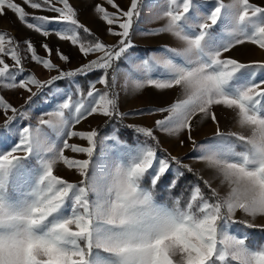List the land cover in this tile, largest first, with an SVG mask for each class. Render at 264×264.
<instances>
[{
    "label": "snow or ice",
    "instance_id": "obj_1",
    "mask_svg": "<svg viewBox=\"0 0 264 264\" xmlns=\"http://www.w3.org/2000/svg\"><path fill=\"white\" fill-rule=\"evenodd\" d=\"M207 2L170 0L172 6L163 13L166 25L155 30L172 33L182 45L164 46L167 58L152 57L164 65L167 75L148 78L146 83L161 90L180 87L184 98L168 107L122 112L115 73L136 47L133 30L141 17L142 0H128L125 6L107 0L112 11L92 5L116 37L114 44L90 32L70 0H0V16L11 11L28 29L70 41L85 57L96 56L65 70L51 58L38 55L32 41L26 40L31 60L56 72L40 79L26 72L17 40L0 32V87L28 93L20 106L0 95V116L4 117L0 146L10 141L7 149L0 147V264H264V240H254L251 231L264 232V59L242 60L232 55L249 44L264 50V5L252 0H214L206 13L199 14V7ZM26 6L55 15H30ZM81 30L92 37L87 44L82 42ZM42 47L49 57L55 52L63 62L71 63L70 56L59 49L47 43ZM8 57L11 65L6 62ZM97 73V79L89 81L87 106L84 100L74 101L68 95L57 110L39 118L41 126L63 134L62 145H47L40 127L20 124L30 119L32 106L42 94H49L47 90L62 91L53 88L58 81L87 80ZM216 106L230 110L249 134L221 131L213 111ZM145 111L165 115L152 127L126 125L143 141L134 142L136 147L125 145L114 171L98 175L96 150L107 137L101 138L95 128L76 130V126L94 115L122 123L127 116ZM197 115L217 126L207 146L194 138ZM182 131L187 132L195 156L215 169L227 185L226 196L210 180L194 173L196 182L183 205L180 199L171 207L155 201L154 190L173 167L176 175L168 183L169 192L186 172L193 173L180 157L158 154V133ZM72 137L85 143H69ZM225 143L242 150L225 148ZM65 150L84 158L66 155ZM32 160L38 165L24 167ZM58 164L78 173L79 180L62 176ZM146 179L150 189L144 186Z\"/></svg>",
    "mask_w": 264,
    "mask_h": 264
},
{
    "label": "rangeland",
    "instance_id": "obj_2",
    "mask_svg": "<svg viewBox=\"0 0 264 264\" xmlns=\"http://www.w3.org/2000/svg\"><path fill=\"white\" fill-rule=\"evenodd\" d=\"M22 2V0H17ZM121 6H125L128 0H117ZM214 0H208L207 3L201 5L198 9L199 14H204L211 7ZM254 3L264 5V0H252ZM70 3L78 10V19L83 23L95 36L104 42L114 44L116 37L111 35L108 31V25L104 21L101 15L95 12L92 7L93 4L104 5L109 11H112L111 5L107 4V0H70ZM170 0H142L141 5V17L136 21L133 30V43L135 48L130 50V59L122 61L118 65V71L116 75V91L119 94L120 111L122 112H135L136 110H147L149 108L156 107H168L178 99L184 98L183 89L175 87L171 90L156 89L152 85H148L146 80L148 78L160 79L167 75L166 69L163 64H156L152 57H166L164 52V46L169 48H179L182 45V41L176 38L169 32H156V29L162 28L167 23V17L163 15L169 7H171ZM26 11L30 15H55L54 13L42 10H34L26 6ZM59 27V26H56ZM0 32L10 33L19 44V51L23 60V66L27 73L35 74L40 79H47L51 75H56L55 71L49 72L44 69L42 65H38L30 58V53L26 51V40H31L34 47L37 50V54L44 56L45 58H51L54 63L60 65L65 70H72L81 65L87 63L91 59H95V55L85 57L78 51L77 46H73L70 41L60 40L56 35H50L48 37L42 36L40 33L35 32L32 29H28L23 23L18 21L17 17L9 11L7 15L0 16ZM81 36V35H80ZM82 42L87 44L90 39L81 37ZM47 43L50 48L59 49L63 53L67 54L71 58V63L63 62L59 56L54 52L49 57L46 50L42 47ZM233 56L239 57L242 60H259L264 59V50L259 49L257 46L246 45L244 47L237 48L233 53ZM147 60L148 64L145 65L144 61ZM6 62L10 65L13 63L11 58H6ZM177 62L180 59L177 58ZM97 74H90L87 80L76 78L75 82L71 80L58 81L53 88H59L62 91L49 92L48 95H41L30 110V119L26 121H20V124L28 123L33 128L40 127L42 129V138L47 145H56L57 147L62 145L64 136L56 129L41 126L39 124V118L46 112L55 111L59 105L67 98L68 95H72L74 101L84 100L86 106L88 104L87 91L89 90V81L97 79ZM76 84L80 85L79 90L76 88ZM137 84H143L142 88L137 89ZM97 88L103 89V85L97 84ZM35 91V88H33ZM0 95H4L9 102L14 106L23 105L28 93L24 90L5 89L0 87ZM98 99V97H97ZM47 101V103H45ZM216 113L219 122L220 129L224 132H236L240 134H249V130L242 129L237 120L234 119V114L228 110H224L221 106L213 108ZM165 114L158 112L149 113L144 112L143 115H129L124 120V125H139L152 127L156 120L162 119ZM47 119V116H44ZM108 122L102 115H94L87 120L82 121L81 125L76 126V130H90L99 129L103 123ZM116 122H111L110 131L104 135L103 143L98 145L95 155L97 164V174L100 176L113 172L116 164L121 162V157L124 151L125 145L136 147L137 145L129 144L128 139L130 137L129 130H122L123 126H118ZM4 124V117L0 116V126ZM194 138L197 143L209 145L213 142V137L216 132V124L207 117H201L197 115L193 118ZM3 129L0 127V132ZM131 131H134L133 129ZM135 133V131H134ZM13 133H7L12 135ZM115 136L116 140L111 137ZM161 140V147L166 153H170L173 156L180 157L183 163L188 164L193 170H196L198 175L203 176L205 179L211 181L213 187H216L221 196L227 195V185L222 183L221 178L217 175L216 170L206 166L205 162L195 156L193 150V144L188 139L187 132H180L179 134L171 133H158ZM135 139L137 141H143V137ZM183 141V143H181ZM69 143L84 144L85 142L78 137H72L69 139ZM10 141H4L3 147L7 149ZM225 148L235 147L237 151L242 150L238 145L225 143ZM65 154L77 159L84 158L83 154L72 153L70 150H65ZM163 157L165 154L158 152ZM38 165L37 160L26 162L24 167L31 168ZM57 168L62 176L70 181L79 180L78 173L73 170L67 169L62 164H58ZM172 172L176 173L175 167ZM147 180V179H146ZM19 183L23 185V179H19ZM94 198V197H93ZM154 199L158 200L159 195L154 193ZM159 201V200H158ZM238 218H242L241 214H237ZM259 221V218H258ZM237 231H241L237 228ZM254 240H264V232L259 230H251Z\"/></svg>",
    "mask_w": 264,
    "mask_h": 264
},
{
    "label": "trees",
    "instance_id": "obj_3",
    "mask_svg": "<svg viewBox=\"0 0 264 264\" xmlns=\"http://www.w3.org/2000/svg\"><path fill=\"white\" fill-rule=\"evenodd\" d=\"M81 37L83 38H87V39H92L91 36H89L88 33H84L82 30L80 32ZM117 120H112L110 122H105L103 123L102 127L99 129V133H100V137H104V135H106L109 131H110V127H111V122H116ZM117 125L119 126H123L122 130H129L128 127H126L124 125V123L117 121ZM132 129L129 130L130 132V137L128 139V143L129 144H133L135 142V139L140 138L136 133H134V131H131ZM144 139V138H143ZM159 152L166 154V152L162 149L159 150ZM198 174L196 170H193V173H185V176L180 180V182L177 184V187L175 189H173L171 192H169L167 190V186L169 181L176 175L175 172H171V174H169L168 176H166L162 183L159 184L156 189L154 190V193H157L159 195L158 200H155L158 204L163 205V206H168L171 207L174 204V201L176 199H180L181 201V205H183L184 200L187 199L189 197V193H190V186L193 185L196 182V175ZM146 189H150V183L145 182L144 184ZM201 187L203 188V185L201 184Z\"/></svg>",
    "mask_w": 264,
    "mask_h": 264
}]
</instances>
